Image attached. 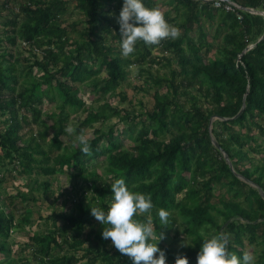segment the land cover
<instances>
[{
    "label": "trees",
    "instance_id": "obj_1",
    "mask_svg": "<svg viewBox=\"0 0 264 264\" xmlns=\"http://www.w3.org/2000/svg\"><path fill=\"white\" fill-rule=\"evenodd\" d=\"M84 1L90 3L91 7L88 13L92 22L99 21L100 16L101 18L104 16L107 22H111L112 18L108 15L111 6H109V10L105 11V8L112 2H116L118 7L123 4V0ZM214 1L177 0L176 10H179L181 6L184 8L180 22L183 33L178 38H163L159 43L152 45L146 44L142 40L138 41L136 51L129 56H123L120 46L113 43L115 39L120 41L122 39L120 25L115 28L111 25L101 24L100 26L96 23L95 27L100 26L101 30L107 31L112 37L111 43L107 44L103 41L106 39L105 35L96 31L95 35L101 39L83 42L82 48L85 51L79 53L75 62L67 59H63V62L58 61L57 66L59 67L56 72L51 70L54 68V57L56 56V50L51 44L54 43L55 38L62 34L58 19H55L53 4L43 6L39 4L42 1H38L35 9H26V11L32 12V15L22 24L20 36L29 44L41 49V57L34 55L37 62H33H36L44 70L46 84L37 82L29 96L25 90L20 93V97L19 95L9 99L3 97L5 90L14 92L17 83V67L12 61L14 53L11 50H4L3 53H0V110L11 109V106L19 102L23 109L28 112L32 110L34 121H37L40 117L38 105L44 102V94H48L53 100L54 96L51 93L56 88L70 105L83 107L85 104L83 99L77 97L79 90L77 83L86 78L87 63L94 64L96 61L94 53L104 54L102 61L109 69L103 94L97 95V99L101 102L109 97L108 94L116 95L115 90L122 80L126 79L128 67L133 64L142 66L148 60L155 59L152 49L158 46L175 52L180 67L171 69V77H160L154 82L161 86L167 83L166 86L174 87L175 91L183 87L188 90V94L191 87H197V91L207 99L209 106L207 108L200 105L196 100L197 97L192 95L191 107L184 110L169 102L168 96H160L158 91L154 107L147 113L151 123L144 128L146 135H149L152 128L151 132L154 138L147 137L141 145L135 146V151H123L120 144L113 139V135L107 138L100 135L89 139L91 150L88 153L83 152L81 145L77 142L76 148H72L70 152L55 155L44 150L33 134L29 139L24 140L25 143L20 141L19 133L24 122L28 123V117L24 113L22 118H19L17 110L14 109L7 130L3 134L0 133V146L8 150L5 155L9 158L14 153L20 155L23 172L30 173L38 168L40 173L46 174V176L54 174L58 167L66 166L80 168L83 174L88 173L89 161L96 155H103L105 161L110 163V171L114 173L115 178L124 176L132 190L152 195L154 207L149 214L152 216L157 234L164 232V238L161 241L170 235L176 224L177 219L172 211L178 209L183 212L190 224L188 231L199 239V243H203L205 239V235L201 232L202 228L211 226L220 231L225 226L228 233L231 234L229 248L242 256L245 252L239 247L244 246L245 237L255 242L260 237L258 231L261 226H263L262 233H264V197L251 183L259 184L264 190V168L259 169L254 162H251V166L244 170L235 168L231 142L243 146L247 141L233 133L229 143H225L220 135L223 133L222 125L225 126V129H231L236 124L251 126L250 123H252L257 132L264 137V124L255 115L256 112L264 115V37L262 38L264 35V0H233L241 6L251 7L255 11L243 10L242 19H239L233 12L216 7ZM145 3L149 7H157L153 0H145ZM164 14L168 20L169 13ZM216 16L221 17L219 29L229 27L231 30L222 48V55L207 57L203 54V49L206 48V52H208L210 42L203 27L199 28L198 41L190 33L201 23L203 18L213 19ZM114 32L117 37L113 35ZM16 39L17 37L9 35V41L12 44L16 42ZM45 45L46 47L43 48ZM251 45L253 47L249 48ZM1 57L5 58L8 63H4ZM179 75L180 78H178ZM244 104L245 107L242 110ZM100 107L97 111L88 110L86 118H83L82 122L78 124L79 133L94 122L109 120L115 114L120 115L124 120H130L132 115L130 111L122 108L119 104L114 105L109 101H105ZM110 109L113 113H110ZM170 116L171 121L179 128V132L170 142H163L158 137L168 127ZM214 116H217L216 121H214ZM211 120L212 122H210ZM131 123L130 127L133 125V122ZM213 125L216 139L212 135ZM68 126L69 119L61 112L56 125L47 126L37 132V135L41 140H45L53 134L54 145L60 150L65 147L64 136L68 134ZM213 138L229 154L238 174L232 170L221 149L215 145ZM243 157L237 153L238 159H243ZM183 171H189L190 177L187 178L182 173ZM96 176H98L97 173L93 172L87 177V181L89 180L91 185L89 188L96 186ZM205 177L206 179H204ZM224 180L235 197L244 196L246 204L235 199L224 202V206L218 208L226 222V224H221L218 223L216 214L213 213L215 204L210 203L209 198L213 186ZM185 189L189 190L186 195L190 194L188 199L201 198L203 192L207 197L203 202L198 203L197 200L194 205L189 206L187 201H184L187 197L181 196V192ZM96 190L102 197L110 195L113 199L110 182L104 180ZM180 197L184 199L181 198L183 199L181 200ZM26 198V195L19 194L8 197V206L0 203V237L7 236L12 228V206L17 208L19 204L23 206ZM160 208H165L170 212L167 224H162L160 221L158 215ZM145 214H140L139 219H145ZM91 216L90 211L82 210L67 217L66 227H70L71 236L66 235L72 238L71 246L76 247L89 242L90 248L103 247L98 250L102 251L104 258L110 260V264H128L125 261L116 262L111 255L113 254L111 253L112 249L106 250L105 244H108L110 239L107 241L108 239L96 233L95 229L86 230V223L91 222ZM64 232L65 229L61 232L58 231L57 235L61 236ZM57 237H53L54 240ZM49 239V236L37 235L34 237L35 241L47 242L51 247ZM199 250L200 247L198 249L184 247L178 256L187 255L189 264H197ZM171 255L176 261L178 256L175 253H171ZM75 260V257L68 255L37 257L38 264H73ZM29 262L26 261L25 264H30ZM255 264H264V244Z\"/></svg>",
    "mask_w": 264,
    "mask_h": 264
},
{
    "label": "rangeland",
    "instance_id": "obj_2",
    "mask_svg": "<svg viewBox=\"0 0 264 264\" xmlns=\"http://www.w3.org/2000/svg\"><path fill=\"white\" fill-rule=\"evenodd\" d=\"M38 1L42 2L39 3ZM153 2L164 13H169L168 21L171 24L177 25L181 29L182 34L183 28L180 26V22L182 21L184 8L181 6L179 10H176L177 0H153ZM38 3L43 6L50 3L53 4L56 15L55 19H58L61 28L62 36L55 38L54 43L51 44L56 50L54 68H51L53 72H56L59 67L57 66L58 61L63 62V59H67L68 61L75 62L79 53L85 51L82 48L83 42L90 41L91 39L100 40L101 38H97L95 35L96 31H100L105 35L106 39L103 41L107 44L111 43L112 37L109 36L107 31L101 30L100 26L101 24H107L116 28L117 25H120L118 17L123 6L122 4L121 7H118L116 2H112L105 8L106 11L111 6L110 12L108 13L112 18L111 22H107L104 16L102 18L100 16L99 21L92 22L90 21V14L88 13L91 7L90 3H85L84 0H0V53H3L4 50H11L14 53L12 61L17 67L15 91L5 90V94L3 95V97L8 99L17 95L20 97V93L25 90H27V96H29L35 89L37 82L46 84L44 70L38 66L36 57L34 56H40L41 49L29 44V42L20 36L22 24L32 15V12H28L26 9H35ZM104 15L106 14L104 13ZM13 21H16V23H13ZM220 22L221 17L219 16L213 19L203 18L201 23L190 33L198 41L199 28L203 27L210 42L208 52H206V48L203 49V54L207 57H220L222 55V48L226 43V37L231 29L229 27L219 29ZM96 23L100 26L95 27ZM9 35L17 37L15 43L12 44L9 41ZM113 35L117 37L115 32ZM120 42V40L115 39L113 43L116 46H120ZM45 47L46 45L43 46V48ZM152 51V55H155L156 58L148 60L142 66L133 64L128 67L126 79L122 80L121 84L117 86L115 90L116 95L108 94L109 97L101 102L97 99V95L99 93L103 94L109 69L102 61L104 54L98 55V53H94L93 55L96 56V61L94 64L87 63V76L82 82L77 83L79 87L77 97L83 99L85 103L83 107H73L70 105L56 88L51 93L54 96L53 100L48 94H44V102L38 105L40 117L37 121H34L32 110L28 112V110L23 109L22 104L19 102L11 106V109L6 108L5 110H0V131H2L0 133L3 134L7 130L11 122V113L15 109L18 112L19 118H22L24 113L28 117V123L24 122L23 128L19 133L21 142L25 143L24 140L29 139L31 134H33L36 136L38 142L41 143L42 148L52 155L67 153L77 146V136L80 134L78 132V124L82 122L83 118H86L88 110L92 109L93 111H97L101 108L100 105L102 103L109 101L114 105L119 104L122 108L130 111L132 114L130 120H124L120 115L115 114L109 120L96 121L92 125L87 126L82 133L88 137V140L100 135L103 138L113 135V139L120 144L123 151H135V146L141 145L147 137L154 138L151 132L152 128L149 135L145 134L144 128L151 123L147 113L153 109L158 91L160 96H168L169 100H166L172 102L174 106L178 105L177 107L184 110H188L191 107L193 103L192 95L197 97L196 100L199 101L200 105L207 108L209 106L207 99L197 91V87H191L189 89L190 93L188 94V90L183 87L175 91L174 87L166 86L167 83L164 86L156 84L154 82L155 79L159 80L160 77L166 76L171 77V69L179 68L180 65L178 64L175 52L159 46L154 47ZM1 59L4 63H8L5 58L1 57ZM178 78H180V75ZM61 112L64 113V116H67L69 125L75 131L65 134V147L59 150L54 145L53 134L45 140H41L37 132L47 126L56 125ZM110 113H113L111 109ZM255 115L264 124V115H261L259 112H256ZM214 118V121H216L217 116H214ZM214 118L212 117V120ZM168 121V127L158 137L163 142H170L179 132L177 125L171 121V116L168 118ZM131 122H133L132 127H130ZM250 125L241 126L236 124L231 129H225V126H221L223 133L220 136L225 143H229L233 133L240 135L242 139L247 141L243 146L238 145L236 142H231L234 153V166L242 170L250 167L251 162L257 164L259 169L264 168V137L257 132L256 127L252 123ZM212 127V135L216 139L214 125ZM212 127L210 126V128ZM6 151L8 150L0 146V203L7 205L8 197L19 194L26 195L27 198L23 206L21 204H19L18 208L12 206V228L7 236L0 237V264H25L26 261H30V264H38L37 257H60L63 255L75 257L76 260L73 264H110V260L104 258L102 251L98 250L103 249V247L97 249L94 246L90 248L89 242L72 247V238L70 237L71 229L70 227H66L68 216L77 214L82 210H88L92 216L91 222L86 223V230L95 229L96 233L102 235L104 226L94 217L91 212V207L99 206L107 210L112 202L110 195L102 197L96 190L104 180L110 182L115 178L114 173L110 171V163L104 159L105 156L96 155L93 157L89 161L88 173L83 174L80 168L66 166L63 168L58 167L54 174L46 176V174L40 173L41 171L38 168L30 173L23 172L20 155L14 153L9 158L5 155ZM237 153L243 155V159H238ZM93 172H96L98 175L95 177L96 186L89 188L90 184L89 180L87 181V177ZM182 173L187 178L191 175L189 171H183ZM226 183V180H224L223 182L215 184L209 198L210 203L215 204L213 213L216 214L218 223L221 224H226V222L218 208L223 207L224 202L235 199L244 205L246 204L244 196L235 197L234 193L230 192L229 186ZM188 191V189L182 191L181 196L184 198L187 197L184 201H187L189 206L194 205L197 200L198 203L203 202L205 197H207L205 192H203L201 198L188 199L190 195L186 196ZM183 197H180V199ZM172 213L176 217L177 222L173 226L170 235L164 241L158 242L159 246L166 251L168 264H175V259L171 257V253H175L178 256L184 247L198 249L202 244L201 242L199 243V239L195 235L188 231L190 224L186 220L183 212L174 209ZM145 215V219H140L146 220L150 214L146 213ZM64 229L65 232L61 236L59 234L57 235L58 231L61 232ZM262 229L263 226L259 229L258 233L260 237L255 242L245 237L244 246L239 247L244 252H252L255 263L264 244V233H262ZM218 231L219 229L211 226H206L201 230L205 237L215 234ZM220 231L228 232L225 226ZM37 235L49 236L51 247L48 246L49 243L47 244V242L35 241L34 237ZM56 236L58 237L54 240L53 237ZM109 243L105 244L106 250L112 249L111 253L113 254L111 255H113V259L116 262L125 261L128 264H133L129 256L121 253L112 244L111 239Z\"/></svg>",
    "mask_w": 264,
    "mask_h": 264
},
{
    "label": "clouds",
    "instance_id": "obj_3",
    "mask_svg": "<svg viewBox=\"0 0 264 264\" xmlns=\"http://www.w3.org/2000/svg\"><path fill=\"white\" fill-rule=\"evenodd\" d=\"M118 22L123 56L134 53L138 41L152 45L163 38L181 35V29L171 24L159 7H149L145 0H123ZM74 131L69 125L67 132ZM77 141L83 152H90L91 145L86 135L81 132ZM110 186L113 199L108 209L91 207L94 217L104 226L103 237L110 238L121 253L132 259L133 264H168L166 251L158 243L164 238V232L157 234L151 215L146 220L139 219L140 214L150 213L154 207L152 195L132 190L124 176L111 180ZM158 215L162 224L168 223L170 212L167 209L160 208ZM230 236L225 231L207 235L197 254V264H255L252 252L246 251L241 256L229 248ZM175 264H189V257L178 256Z\"/></svg>",
    "mask_w": 264,
    "mask_h": 264
},
{
    "label": "built area",
    "instance_id": "obj_4",
    "mask_svg": "<svg viewBox=\"0 0 264 264\" xmlns=\"http://www.w3.org/2000/svg\"><path fill=\"white\" fill-rule=\"evenodd\" d=\"M214 5L218 8H223L226 11H230L233 12L237 15V17L239 19L243 18V10H247L250 12H255L253 8L251 7H243L241 6L239 3L235 2V1H228V2H224L223 0H215L214 1ZM253 47V45H251L249 48Z\"/></svg>",
    "mask_w": 264,
    "mask_h": 264
},
{
    "label": "water",
    "instance_id": "obj_5",
    "mask_svg": "<svg viewBox=\"0 0 264 264\" xmlns=\"http://www.w3.org/2000/svg\"><path fill=\"white\" fill-rule=\"evenodd\" d=\"M223 1H231V0H223ZM264 37V35L262 36V38ZM261 38V39H262ZM260 39V40H261ZM244 107H245V104H244V106H243V108H242V110L244 109ZM242 110H241V112H242ZM240 112V113H241ZM211 122H212V120H211ZM213 140H214V143H215V145H217L220 149H221V151L223 152V154L225 155V157H226V159H227V162L229 163V165H230V167L232 168V170L234 171V172H236V170L234 169V166H233V162H232V160H231V158H230V156H229V154L221 147V145H220V143L217 141V140H215L214 138H213ZM237 173V172H236ZM238 174V173H237ZM242 177V176H241ZM242 178H244V177H242ZM246 181H248V182H250L247 178H244ZM253 185H255L256 187H257V189L260 191V193L263 195V197H264V190L262 189V187L259 185V184H256V183H254V182H251Z\"/></svg>",
    "mask_w": 264,
    "mask_h": 264
}]
</instances>
